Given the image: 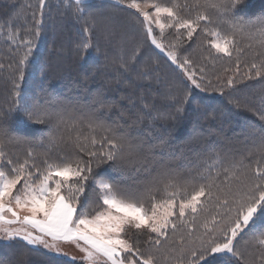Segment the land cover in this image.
Listing matches in <instances>:
<instances>
[{
  "label": "snow or ice",
  "instance_id": "obj_1",
  "mask_svg": "<svg viewBox=\"0 0 264 264\" xmlns=\"http://www.w3.org/2000/svg\"><path fill=\"white\" fill-rule=\"evenodd\" d=\"M121 5L135 12H129L127 24L120 26L118 85L134 74L135 81H148L150 93L157 91L153 84L164 88L157 94L172 98L178 114L186 113L197 99L194 89L205 90V67L199 66L197 78L194 46H206L208 60L231 59L235 53L238 75L244 54L241 39L256 48L253 61L245 65L246 78L251 80L254 74L264 81V11L255 14L250 0H115L113 6ZM29 7L31 22L8 31V63L0 62V90L8 97L0 103V264H77L65 246L79 250L81 264H264V127L248 125V137H259L254 165L251 152L245 156L209 147L198 177L162 169L143 189L126 183L142 173L151 176L149 155L156 147H166L164 132L132 134L145 117L152 128L151 121L159 118L155 104L143 103L142 93L144 110L129 124L123 110L112 120L117 102L108 101L101 91L87 110L69 109L51 96L41 103L40 93L30 94L23 85L35 71L47 76L62 71V65L41 59L49 5L37 0ZM101 7L88 0H68L66 5V15L70 11L78 24L82 22L75 54L83 63H95L89 58L93 48L100 50L101 38L109 43L117 36L114 15ZM133 21L142 25L143 38H129ZM51 23L56 27L55 19ZM153 24L160 30L159 38ZM169 29H175V37L166 45ZM200 34L204 40L198 45ZM159 60L171 75L161 78ZM108 67H97L85 80L95 79ZM180 73L194 88L179 78ZM135 81L128 86L135 87ZM178 83L186 89L182 99L173 96ZM236 83L229 77L227 87L236 91ZM260 92V106L254 112L264 122V87ZM121 99H129L135 108L131 97ZM195 111L197 123L201 117L217 119L215 110L210 115L198 103ZM29 126H39V135L27 131ZM155 139L161 143H152ZM62 145L71 146L70 156L59 151ZM37 146L46 149L37 152ZM15 147L27 149L23 159L14 158ZM107 170L116 177H107ZM161 191L163 199L158 200L156 193ZM145 194L150 208L142 202ZM34 256L41 259L35 261Z\"/></svg>",
  "mask_w": 264,
  "mask_h": 264
},
{
  "label": "trees",
  "instance_id": "obj_2",
  "mask_svg": "<svg viewBox=\"0 0 264 264\" xmlns=\"http://www.w3.org/2000/svg\"><path fill=\"white\" fill-rule=\"evenodd\" d=\"M145 1L172 2V0ZM36 2L37 0H0V25H3L0 28V49H3V52L0 53V62L8 63L6 59L7 44L5 43L8 31L10 29L15 31L17 27H22L26 20L31 22L32 9L29 5ZM46 3L49 5V23L40 40L41 59L45 61L52 60L53 62L59 60L62 65V71L48 72L47 76L38 70L30 74L28 83L23 85L30 94L40 93L41 103L44 102L46 97L51 96L64 102L69 109L75 107L76 109L87 110L92 107L94 94L97 91H101L108 101L115 100L117 102V107L111 113L112 120H115L119 112L123 110L125 111L124 120L129 124L133 119L137 118L136 114L138 111L144 110L143 103H154L156 106L159 118L151 121L152 128L149 129L150 120L145 117L143 122L132 130V134L133 136L137 134L147 136L149 130L164 132V140L167 141L166 147L164 149L156 147L153 153L149 155L147 163L151 166V176L142 173L139 177H134L126 183L134 184L136 187L143 189L162 169H167L185 178L190 176L198 177V173L203 167V160L209 154V147L216 152H236L245 156H248V153L251 152L252 155L249 156V161L253 165L255 164L258 157L256 145L259 143V137L257 136L255 139L248 137V125H255L258 129L264 127V122L254 112V109L260 106V89L264 87V81H261L259 77H255L254 74L251 80L246 78L248 68L245 65L253 61V53L256 51L255 46L248 47L249 43H251L249 40H240L239 46L243 49L244 54L240 57L241 67L238 75L236 72L237 57L235 53L231 59L222 56L217 60H208L205 59L208 55L207 51L204 50L206 46H194L193 59L197 65V78H199V66L203 65L205 67L206 74L203 81L205 90L194 89L197 99L192 108L186 113L178 114L172 98H165L157 94V91L164 92V88H158L157 85L153 84L152 89L157 91H151L150 93L148 81L132 80V78L135 79L134 74L129 75L128 79L123 83L117 84L116 69L119 68L121 56L119 27L128 22V19L121 18H127L128 13L133 11L126 9L125 5H121L119 8L114 7V2L109 0L91 2L102 6V11L110 12L116 16L114 17V23L119 26L116 27V38L109 42V45L101 38L100 50L97 52L95 48L92 49L89 59L95 61V63H83L75 54V45L79 40L77 30L81 27L82 22L78 24L70 11L66 15V5L68 3L66 0H46ZM250 4L255 14L264 11V0H250ZM10 18L11 23H9ZM52 19L57 22L56 27L52 26ZM140 20L142 21L143 19ZM143 34L142 25H136L133 21L129 28V38L134 36L137 39H141ZM155 35L160 37V32H156ZM174 37L175 29L167 30L164 43L167 45L174 40ZM63 39H68V43L65 46L61 44ZM93 39L95 40V37ZM203 40L204 36L200 34L197 37L198 45ZM60 50L63 55L67 56L64 61H61L58 57L57 52ZM155 59L153 57V60ZM168 63L170 64L171 62L169 61ZM105 64H108L109 67L106 70H102L95 79L85 80L86 74L90 75L97 67L104 69ZM158 65L161 78L166 74H172L171 69L165 65L164 60H159ZM172 67L174 68L175 66L173 65ZM229 77L236 79L237 83L234 86L236 91H232L227 87ZM179 78L184 79L189 87L194 88L183 77L182 73H180ZM132 81H135V87L128 86ZM209 81H211L210 84ZM185 90L184 85L178 83L177 87L173 89V96L177 99H182ZM142 93L145 94L143 103L140 100ZM75 94H77L76 97ZM122 96L131 97L135 108L131 106L129 99H121ZM7 99L8 97L4 91L0 90V103H4ZM197 103L200 104L201 110L207 109L210 115L215 110L217 119L212 121L201 117L199 123H197L198 113L195 111ZM95 107H98V105ZM156 114V112L153 113V115ZM38 127L29 126L26 130L39 135ZM194 127L195 131L193 130ZM195 132L201 133V136L195 138L192 135ZM152 143L159 145L161 140L155 139L152 140ZM45 149L46 146H37L35 151L42 152ZM26 150L23 147L11 149L14 153V158L19 156L20 159H23V154ZM52 151L56 152L57 148L54 147ZM59 151L70 156L71 146H59ZM105 175L110 178L116 177V173L111 172V170H107ZM137 181L142 182L137 183ZM159 187L162 188L163 184H160ZM158 195L159 192L156 193V196ZM148 201L147 194H145L142 202L146 207L150 205ZM132 238L135 239V236L133 235ZM41 251L44 250L41 249ZM32 259L39 261L41 257L34 256ZM77 264H81V261H77Z\"/></svg>",
  "mask_w": 264,
  "mask_h": 264
},
{
  "label": "rangeland",
  "instance_id": "obj_3",
  "mask_svg": "<svg viewBox=\"0 0 264 264\" xmlns=\"http://www.w3.org/2000/svg\"><path fill=\"white\" fill-rule=\"evenodd\" d=\"M9 1H12V0H9ZM23 1H25V0H23ZM67 2H68V0H66ZM94 2V1H106V0H88V2ZM110 2H114L115 3V0H109ZM72 2H74V0H72ZM137 2H140V3H144V2H149V3H151V2H154V1H145V0H137ZM185 2V0H181V2L180 3H184ZM126 6V5H125ZM131 11H133V12H135V9H130ZM149 11H151V9H149ZM138 15V14H137ZM114 17H116V16H114ZM121 19H129L128 17L127 18H121ZM140 19H143V17H140ZM115 24V26L116 27H118L119 25L118 24H116V23H114ZM125 25V24H124ZM122 26V25H121ZM120 28V27H119ZM129 28H130V25H129ZM153 28L155 29V33L156 32H160V30L158 29V28H156L155 27V24H153ZM159 38V37H158ZM67 43H68V39H63L62 41H61V44L63 45V46H65V45H67ZM107 45H109V43H106ZM157 51L159 52V50L157 49ZM57 54H58V57H59V59L61 60V61H64V60H66L67 59V56H65V55H63V53H62V51L60 50L59 52H57ZM121 57V56H120ZM132 80H135L134 78H132ZM77 96V94H75V97ZM165 117V116H164ZM244 132V131H243ZM246 133V132H245ZM192 135H194V137L195 138H198V136L200 137L201 136V133H198V132H195L194 134H192ZM193 138V137H192ZM181 167H183L182 165H181ZM161 189H163V187L161 188ZM157 199L159 200V199H163V192L161 191V192H159V195L157 196ZM148 202H150V205L148 206V208H150V206H151V200H149ZM94 214V213H93ZM43 250V249H42ZM44 251H46V250H44ZM64 251H66L67 253H68V255L69 256H75L76 257V260L77 261H80V256L82 255V254H80L79 253V250L78 249H76L74 246H71V247H69V246H65L64 247ZM249 251H251L252 253H253V255H258V253L254 250V249H250ZM246 255H247V253H246ZM99 262H97V264H98Z\"/></svg>",
  "mask_w": 264,
  "mask_h": 264
},
{
  "label": "crops",
  "instance_id": "obj_4",
  "mask_svg": "<svg viewBox=\"0 0 264 264\" xmlns=\"http://www.w3.org/2000/svg\"><path fill=\"white\" fill-rule=\"evenodd\" d=\"M98 264H100V262Z\"/></svg>",
  "mask_w": 264,
  "mask_h": 264
}]
</instances>
